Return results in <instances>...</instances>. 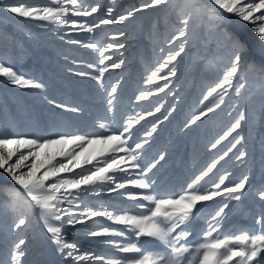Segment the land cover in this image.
<instances>
[{
	"label": "snow or ice",
	"instance_id": "obj_1",
	"mask_svg": "<svg viewBox=\"0 0 264 264\" xmlns=\"http://www.w3.org/2000/svg\"><path fill=\"white\" fill-rule=\"evenodd\" d=\"M117 0L87 4L86 0H0V11L14 14L26 21L43 22L42 27L54 28L59 38L97 52V64L86 66L93 71H75L79 77L89 78L105 95V111L109 115L98 119L95 132L55 131L49 124L35 121L27 133H0V170L12 185L0 183V213L7 212L13 233L32 232L33 238L47 235L65 264L81 261H100L102 264H264V178L258 184L249 183L250 176L243 174L229 181L231 172L225 171L206 181L220 161L235 151L236 161H247L250 156L246 132L264 122V0H143L117 16H112ZM155 10L165 15L152 25V36L161 33V26L171 20V35H164L163 43L156 47L153 65H145L143 87L135 100L148 101L160 93L175 95L174 80L183 63L182 57L191 55L194 64L223 65L219 80L205 89L201 103L214 99L186 121V127L196 125L225 103L231 93L233 103L227 112L232 122L211 144L217 146L229 137L232 140L225 151L198 174H194L178 191L161 194L157 188L161 161L166 152L160 151L148 160L152 137L160 124L169 119L176 108L172 105L162 114L163 98L156 101L154 109L135 110L117 120L120 103V81L105 86L104 76L125 64L115 58L113 49H124V42L99 44L93 38H74L81 33L94 34L104 25H128L137 13ZM91 17V20L86 18ZM80 18V19H73ZM243 22L244 28L233 21ZM127 35L124 31L110 35L119 41ZM179 41V43H177ZM191 49L196 51L192 52ZM123 55L122 53L120 54ZM204 69H201L203 73ZM0 78L19 89L43 92L45 85L14 69L0 58ZM249 80L257 83L261 91L259 106L251 103V94H245ZM44 100L63 112L79 114L82 108L58 102L44 95ZM233 113L235 115L233 116ZM157 114H161L157 116ZM59 115V114H57ZM148 117L150 130L141 125ZM135 129V131H134ZM235 134V135H233ZM259 145L264 159V138ZM239 146V147H238ZM254 149V145L251 146ZM144 149L143 152L140 150ZM143 157V158H142ZM156 169V172L153 170ZM149 173H152L150 176ZM204 181L203 184L201 182ZM227 181V183H226ZM102 193H117L116 202L94 206L88 197ZM249 196L259 203L260 210L253 212L254 226L229 225L226 221L233 209ZM222 198V199H218ZM124 200L133 202L123 203ZM215 201L212 206L208 202ZM198 205L200 207H198ZM212 208L213 210H209ZM136 209V211H133ZM97 217L123 226L97 227ZM202 220L204 227L200 238L189 241L193 235L191 222ZM89 221L93 223L89 225ZM84 225L82 231L92 237H115L102 243L113 248L114 254L100 255L83 251L75 241H69L68 226ZM43 229L41 232L40 229ZM144 243H141V241ZM28 240L17 235L12 241L8 260L0 264H29L26 260ZM156 243L155 248L145 244ZM37 264H49L39 260Z\"/></svg>",
	"mask_w": 264,
	"mask_h": 264
},
{
	"label": "rangeland",
	"instance_id": "obj_2",
	"mask_svg": "<svg viewBox=\"0 0 264 264\" xmlns=\"http://www.w3.org/2000/svg\"><path fill=\"white\" fill-rule=\"evenodd\" d=\"M39 2L46 3L47 0H39ZM97 2L103 7L109 5V0H86L87 4ZM140 3H143V0H117L112 16H117L127 8ZM164 15L165 13L155 10L137 13L133 21L128 22L127 26L104 25L97 29L94 34L81 33L74 38L84 40L94 37V40L99 44L125 43L124 49H113L111 53H106V55L114 54V59L119 57L125 60V64L120 69H113L109 73H105L104 76L106 87L120 81V89H118L120 103L117 105V120L132 112L133 109L145 111L150 108L154 109L157 106L156 101L160 98H163L160 100L163 103L161 114L169 109L170 105L176 108L169 119L159 125L153 136L147 138L152 143L145 145V149H151L147 157L149 161L155 158L158 152H166L165 160L161 161L163 167L157 166L160 169L157 174L159 179L157 190L161 194H172L178 191L194 174H198L213 160L218 159L219 155L226 150L232 137L222 141L215 149L211 148V144L219 139L223 131L232 122V117H229L227 112L233 103V97L230 93L225 99V103L216 112L210 113L208 117H204L196 125L186 127V121L189 117L205 108L214 99V97L209 98L208 101L201 103L205 89L219 80L223 74V69L221 70L220 67H216L212 73H209L208 70L202 73L201 69H204L205 65L203 63L194 64L193 57L186 55L182 57L183 63L178 76L173 78V88L166 90V92L171 93L175 89V95L160 93L159 97L153 96L148 101L137 102L135 100V96L143 87H154L144 84L142 78L145 75V65L148 67L153 65L155 53L152 51V41H156L155 46L159 47L163 43L164 35L172 34L173 29L170 20L167 25L161 26V33H157L156 36L151 35L153 23L161 21ZM86 19L91 20L92 18ZM42 23L26 21L14 14L0 11V58L6 63H10L14 69L23 72L26 77L36 79L45 85V89L41 93L33 89H19L5 83L4 78H0V133L12 135L30 132L34 128L35 121L47 123L55 131L85 133L99 131L96 127L97 120L109 115L105 111L106 93L97 88L95 81L74 74L77 70L93 71L86 65L98 63L100 58L97 52L93 49L68 43L67 36L61 40L59 36L64 34L63 29L58 34L54 28L42 27ZM237 25L244 28L249 37H253L243 22L234 20L233 27ZM119 31H124L127 35L121 37L119 41H111L110 35ZM190 51L196 50L191 49ZM147 58L148 60H146ZM245 94H251V103L259 106L261 91L257 83L249 80ZM44 95L58 102L78 106L83 111L79 114L63 112L61 109L49 105L44 100ZM161 114H157V116ZM234 115L235 113H233ZM217 117L221 118L223 123L218 127V134L211 137L204 134L202 130L205 125ZM153 120H156V117H148L147 120L141 122V125H137V128L144 126L150 130V121ZM245 135L249 142L248 150L250 152L247 161H236V150H233L225 160L220 161L217 168L209 174V177L205 178L206 181L224 174L225 171L232 173L229 176V181L239 179L243 174H248L250 176L249 183L254 184H258L264 178V159H262V151L259 145L260 139L264 138V122L258 123ZM208 138L209 143L206 142ZM252 145L255 146L254 149L251 147ZM140 151L143 152L144 149ZM153 172H156V169ZM149 175L151 176L152 173ZM5 177L6 174L0 170V183L7 185L14 183ZM203 183L204 181L201 182V184ZM88 200L94 206H98L105 202L119 201L120 197L117 193L111 195L102 193L88 197ZM123 203L130 205L133 202L124 200ZM208 203L214 206L216 202ZM232 204L239 206L233 209L234 214L226 221L225 227L233 224L254 226L252 213L260 210L258 201L249 196L240 202L233 201ZM198 207L200 206L198 205ZM209 210L213 209L209 208ZM95 220L98 222L97 227H123L112 224L103 217H97ZM10 223L8 213H0V259L8 260L12 241L16 239L17 235H23L29 242L26 245L28 250L26 260L29 261V264H37L39 260H47L49 264H55L52 255L58 257L60 264H65L63 258L55 252V246L52 243L50 247L48 246L45 239L46 234L34 239L30 231L13 233L7 227ZM88 223L91 225L93 222L89 221ZM191 224L194 226L193 232L198 234L197 239H199L204 222L197 220ZM198 226L200 230L196 231L195 228ZM84 228V225H76L74 228L68 226L69 232L76 233V235H69L68 240L78 242L83 251L106 256L114 254L113 248L102 243V241L118 238L92 237L82 231ZM40 231L42 232L43 229L41 228ZM154 244L156 243H152L150 246L153 247ZM79 264H102V262L81 261Z\"/></svg>",
	"mask_w": 264,
	"mask_h": 264
},
{
	"label": "trees",
	"instance_id": "obj_3",
	"mask_svg": "<svg viewBox=\"0 0 264 264\" xmlns=\"http://www.w3.org/2000/svg\"><path fill=\"white\" fill-rule=\"evenodd\" d=\"M146 60H148V58ZM216 67H220L221 70L223 69V65L222 64L221 65H208L207 67L204 68V72L208 70L209 73H212V72H214ZM36 112H37V109H36ZM222 124H223L222 123V119L217 117V118L209 121L205 125V127L203 128L202 131H204V134H207L210 137L214 136V135L218 134V132H219L218 127L221 126ZM206 142L209 143V138L206 139ZM205 143H204V146H205Z\"/></svg>",
	"mask_w": 264,
	"mask_h": 264
},
{
	"label": "bare ground",
	"instance_id": "obj_4",
	"mask_svg": "<svg viewBox=\"0 0 264 264\" xmlns=\"http://www.w3.org/2000/svg\"><path fill=\"white\" fill-rule=\"evenodd\" d=\"M195 226H197L196 223H195ZM198 227H199V226H198ZM198 227L195 228L196 231H199V230H200V227H199V228H198ZM192 228H194V226H192ZM193 234H194V235H192V236L189 237V241H191L192 238H195V237L197 236V235H196L197 233L193 232ZM141 243H144V241H141ZM144 246H145L146 248L151 249V248L158 247L159 245H158V244H154V246L151 247L150 244H145Z\"/></svg>",
	"mask_w": 264,
	"mask_h": 264
}]
</instances>
